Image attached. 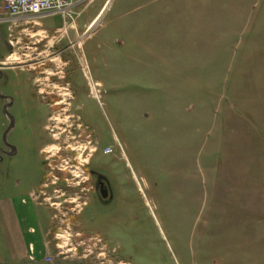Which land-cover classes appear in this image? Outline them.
I'll use <instances>...</instances> for the list:
<instances>
[{"label":"rangeland","instance_id":"rangeland-1","mask_svg":"<svg viewBox=\"0 0 264 264\" xmlns=\"http://www.w3.org/2000/svg\"><path fill=\"white\" fill-rule=\"evenodd\" d=\"M105 1L0 33V146L22 156L18 183L0 173V264H264V0H125L146 27L123 55L124 0L95 22ZM10 203L50 219L34 260Z\"/></svg>","mask_w":264,"mask_h":264},{"label":"crops","instance_id":"crops-1","mask_svg":"<svg viewBox=\"0 0 264 264\" xmlns=\"http://www.w3.org/2000/svg\"><path fill=\"white\" fill-rule=\"evenodd\" d=\"M127 1V0H126ZM140 1V0H138ZM113 0H106L105 2H102L100 7L98 8V11L96 13V18L95 20L101 15V13L105 10L104 15L108 12V10L112 6ZM124 4L122 5V8L120 10L116 11V15H113L112 17V23L113 25H116L115 28L116 30L121 31V33L125 34H118L115 39H113V34L110 36L106 35V39L108 44L111 45V48L114 50V52H122L121 55L124 54L126 50V45L128 44L129 46H137L138 50L142 48V40H141V31L142 28L146 27V24L144 22L143 17L141 16L140 9L136 11L137 6H134V8H129L126 7V2L125 0L123 1ZM123 9V10H122ZM7 17L6 11H5V0H0V33L2 30L7 33L8 38H9V31L12 30V26L7 23V20L4 21ZM115 18H117V21H120L121 19H124V25L121 28L118 23L115 22ZM20 21L25 20V19H19ZM19 20H14V21H19ZM13 21V22H14ZM40 23V22H39ZM7 24V25H6ZM42 25V22L40 23ZM64 24H66L63 21L62 26L57 27V30H61L64 27ZM25 29H18V32H24ZM154 32H156V29H153ZM152 31V32H153ZM16 31V33H18ZM151 32V31H150ZM144 33H148V30L144 29ZM156 35V33H155ZM132 40V43H131ZM8 44L9 39H8ZM144 52H154V54L157 52L154 51L153 48L150 46L146 45L144 43ZM9 53L6 54L5 57H0V64H4L5 60L8 59ZM21 84L25 87L27 86L26 89H29L28 87V79H22ZM33 88V87H32ZM36 138V136H35ZM35 187L31 189V193L33 192ZM9 211L11 214H14L16 216V233L18 237H21L22 242H23V253L29 254L30 260L35 259V255L33 256V259L31 257V254L33 252L32 247H36V241L38 240L40 245L37 246L41 251L42 250V242L44 241L43 236L44 235H49L50 233V219L46 223L40 220V215L38 211V207L36 205H33L30 208H21V212H18V209L16 208L14 203H10ZM19 214H22L21 217ZM35 232V233H34ZM39 232V233H38ZM34 233V234H33ZM36 241L33 243L32 241H28L26 237H37ZM44 244V243H43ZM20 245V243H19ZM21 246V245H20ZM32 250V251H31Z\"/></svg>","mask_w":264,"mask_h":264},{"label":"built area","instance_id":"built-area-1","mask_svg":"<svg viewBox=\"0 0 264 264\" xmlns=\"http://www.w3.org/2000/svg\"><path fill=\"white\" fill-rule=\"evenodd\" d=\"M83 0H6L5 9L12 18L62 14L72 16Z\"/></svg>","mask_w":264,"mask_h":264},{"label":"flooded vegetation","instance_id":"flooded-vegetation-1","mask_svg":"<svg viewBox=\"0 0 264 264\" xmlns=\"http://www.w3.org/2000/svg\"><path fill=\"white\" fill-rule=\"evenodd\" d=\"M3 76V71H0V77ZM13 120H12V124L13 125ZM36 149H32V151H29L31 153H28V155H31V157H36ZM17 155H19V148L17 146V144L13 143L12 141H9L6 139V137H4L3 139V144L0 146V173H4L3 170V165L6 168V175L7 177L11 180L14 181L15 183H18L22 177L17 176L15 173V166L13 164V162L17 159H20L18 157H16ZM5 174V173H4ZM95 190L99 193L101 199H103L104 201L109 199L110 195H111V188H110V183L109 181L101 176L97 177L96 180V185H95ZM109 190V191H108ZM108 191V192H107ZM31 191H30V195H31ZM107 195V196H105ZM21 205L25 206V196L23 195L21 198Z\"/></svg>","mask_w":264,"mask_h":264},{"label":"bare ground","instance_id":"bare-ground-1","mask_svg":"<svg viewBox=\"0 0 264 264\" xmlns=\"http://www.w3.org/2000/svg\"><path fill=\"white\" fill-rule=\"evenodd\" d=\"M108 152H112V150L108 151Z\"/></svg>","mask_w":264,"mask_h":264}]
</instances>
